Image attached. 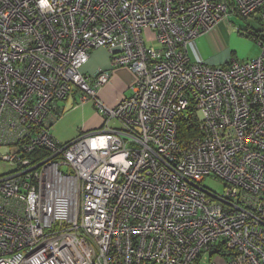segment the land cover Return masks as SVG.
I'll list each match as a JSON object with an SVG mask.
<instances>
[{"label":"built area","instance_id":"2783aa9c","mask_svg":"<svg viewBox=\"0 0 264 264\" xmlns=\"http://www.w3.org/2000/svg\"><path fill=\"white\" fill-rule=\"evenodd\" d=\"M237 17L264 24V0H0V264H264V36L225 67L190 54ZM100 48L136 76L112 109L111 73H82ZM77 93L106 119L60 144Z\"/></svg>","mask_w":264,"mask_h":264},{"label":"crops","instance_id":"0c3cea01","mask_svg":"<svg viewBox=\"0 0 264 264\" xmlns=\"http://www.w3.org/2000/svg\"><path fill=\"white\" fill-rule=\"evenodd\" d=\"M218 25H222V22ZM217 27L211 32L196 39V41L191 45L190 54L193 61L202 62L204 60L205 62H209L212 64L209 65L206 63L207 65L213 67H225L227 66V63H230L226 62V64L220 66V59L223 58V55L211 54L210 56H207L204 53V49L206 47H210L212 50V46L214 45L215 41L218 40V31L221 29H217ZM232 35H234L233 32ZM221 52L222 50H220L218 53ZM98 71H106L111 73V79L109 80V82L98 90V98L101 102H103L105 106L111 109L115 108L122 100L129 96L130 87L134 84L136 76L128 68H113L111 64L110 54L106 49L103 48L93 51V53L91 54L90 61L83 68L82 73L86 77L92 79V77ZM92 83L93 82H90L91 85ZM78 94L79 93L72 95L63 100L62 102L57 103V113L60 114V117H62L65 109L67 108L66 106L72 102V104L70 105L73 106V111L71 112V114H81L80 118L82 120V125L81 127H79L81 134L101 129L104 125L106 116L99 110L94 111V109H92L90 105L91 103L87 107L88 111L85 107V104H82L80 106L79 101L77 100ZM60 117L58 118V120L60 119ZM111 122L110 128L120 127L118 121L116 122L118 124H115L114 126H111ZM53 137L55 140L59 139V136Z\"/></svg>","mask_w":264,"mask_h":264},{"label":"rangeland","instance_id":"374dc122","mask_svg":"<svg viewBox=\"0 0 264 264\" xmlns=\"http://www.w3.org/2000/svg\"><path fill=\"white\" fill-rule=\"evenodd\" d=\"M231 22L232 23L230 24L226 21L222 22V25H217V29H221L218 31V40L215 41L214 45L212 46V50L210 47H206L204 49V53L207 56H210L211 54L223 55V58L220 59V66L226 64V62H242L253 60L260 55V46L256 44L254 39L243 36L238 32L239 26H244L245 24L237 19H231ZM232 32L234 33V35H232ZM148 45L155 48L159 47V44L156 41H149ZM220 50H222V52L218 53ZM202 62L212 65L211 63L205 62L204 60ZM77 100L79 101L80 106L82 104H85L87 111V107L90 103L92 109H94V111L97 110L93 100L87 101L85 103H82L79 100V97H77ZM71 104L72 102L66 106L67 108L65 109L63 116L60 117V119L51 129L52 136H59V139L56 140L58 141V143L60 142V144H66L70 141H73L77 139L81 134L79 129V127H81L82 125V120L80 118L81 114H71V112L73 111V106H70ZM115 124L118 123H116V121L111 122V126H114ZM11 171L12 167L8 163L0 161V175L9 173ZM204 186L219 195H222L224 192L223 182L217 179L208 178L207 180H205ZM209 263L210 256L207 255L204 257L201 264Z\"/></svg>","mask_w":264,"mask_h":264},{"label":"trees","instance_id":"16d2710c","mask_svg":"<svg viewBox=\"0 0 264 264\" xmlns=\"http://www.w3.org/2000/svg\"><path fill=\"white\" fill-rule=\"evenodd\" d=\"M237 20L242 21L245 25L239 26L238 32L246 36L248 38L254 39L255 37H261L264 36V24L261 22L260 19H255L253 17L248 18H241L237 17L235 18ZM254 32V33H250ZM200 134L199 132V124H198V118L196 115L192 114L190 117L182 121V123L179 126V136L182 141L189 140L193 137H196ZM38 155H41L43 157H46L48 155V152L45 150L37 152ZM35 155V158H40L38 155Z\"/></svg>","mask_w":264,"mask_h":264},{"label":"bare ground","instance_id":"6f19581e","mask_svg":"<svg viewBox=\"0 0 264 264\" xmlns=\"http://www.w3.org/2000/svg\"><path fill=\"white\" fill-rule=\"evenodd\" d=\"M230 21H231V19H228L227 22H230ZM254 41H255V39H254ZM100 49H101V48H100ZM103 49H104V48H103ZM109 54H110V53H109ZM227 65H229V63H228ZM216 68H218V67H216ZM130 88H131V87H130ZM54 125H55V124H54ZM99 130H100V129H99ZM97 131H98V130H97ZM84 134H86V133H84ZM84 134H81L80 136H82V135H84ZM80 136H79V137H80ZM52 137H53V136H52ZM79 137H78V138H79ZM78 138H77V139H78ZM75 140H76V139H75ZM73 141H74V140H73ZM70 142H72V141H70ZM70 142H68V143H70ZM68 143H66V144H68Z\"/></svg>","mask_w":264,"mask_h":264}]
</instances>
